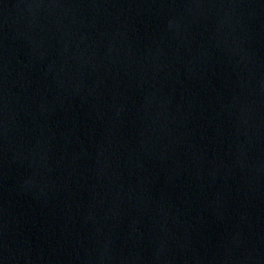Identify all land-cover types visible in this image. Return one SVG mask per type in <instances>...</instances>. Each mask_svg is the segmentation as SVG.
Instances as JSON below:
<instances>
[{"label":"water","instance_id":"water-1","mask_svg":"<svg viewBox=\"0 0 264 264\" xmlns=\"http://www.w3.org/2000/svg\"><path fill=\"white\" fill-rule=\"evenodd\" d=\"M0 264H264V0H0Z\"/></svg>","mask_w":264,"mask_h":264}]
</instances>
